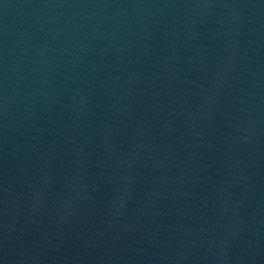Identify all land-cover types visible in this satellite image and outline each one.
I'll use <instances>...</instances> for the list:
<instances>
[{"label":"water","instance_id":"95a60500","mask_svg":"<svg viewBox=\"0 0 264 264\" xmlns=\"http://www.w3.org/2000/svg\"><path fill=\"white\" fill-rule=\"evenodd\" d=\"M0 264H264V0H0Z\"/></svg>","mask_w":264,"mask_h":264}]
</instances>
